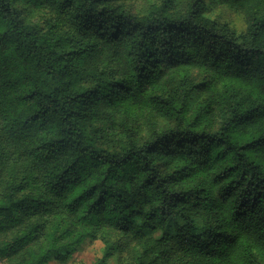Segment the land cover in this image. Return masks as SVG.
<instances>
[{"label":"trees","instance_id":"16d2710c","mask_svg":"<svg viewBox=\"0 0 264 264\" xmlns=\"http://www.w3.org/2000/svg\"><path fill=\"white\" fill-rule=\"evenodd\" d=\"M115 2L0 0V264L64 261L87 240L102 242V264L116 237L119 264H264V0H161L144 16L125 9L141 17L145 52L155 37L203 26L232 45V57L220 71L179 63L173 86L160 90L166 98L109 112L85 102L76 77L95 47L91 30L118 12L101 5ZM217 6L240 15L244 31L212 19ZM158 20L168 33L140 39ZM157 109H174L176 122L157 121ZM217 200L242 212L248 230L228 233L223 252L181 247L185 215Z\"/></svg>","mask_w":264,"mask_h":264},{"label":"clouds","instance_id":"9594fccd","mask_svg":"<svg viewBox=\"0 0 264 264\" xmlns=\"http://www.w3.org/2000/svg\"><path fill=\"white\" fill-rule=\"evenodd\" d=\"M129 0H116L112 4H102L104 8L118 9L124 17L117 13H106L100 17L99 27L91 31L94 36L92 43L94 48L89 49V62L80 65L86 69L76 77L78 87L87 91L84 100L92 106H103L109 112L126 110L129 106H146L154 104L152 97L162 95L161 89L167 92L168 87L173 86V78L169 75L170 68L179 63H199L207 65L210 69L220 71L225 60L232 57V45L222 46L224 42L218 37H211L204 27L194 28L192 34L171 35L170 38L158 36L153 39V47L147 52V43L141 44L137 29L141 17L128 14L125 9ZM159 7V5H157ZM199 8L200 5H197ZM146 15L142 13L141 16ZM195 13L193 19H195ZM160 28H149L145 31L143 39L149 34L157 32L168 33V22L157 21ZM251 23V22H249ZM191 28L192 23H187ZM232 38V34L228 33ZM247 34L237 35L236 41L243 46ZM177 55L182 59L177 60ZM231 72V68L227 69ZM213 73L207 72L205 76L212 78ZM81 77L83 82L80 83ZM191 85V81H187ZM91 89V91H88ZM167 119L176 122L174 109L156 110V120ZM155 130V129H154ZM163 141H161V144ZM206 206L198 213H187L183 227L178 228V234L174 238L181 247L197 248L208 251L215 248L223 252L229 242L228 233L236 230L247 231L248 218L242 213L232 214V209L221 204L218 200ZM102 205H96L99 213ZM193 225L196 234H192ZM121 237L108 241L107 258L102 264H114L119 256L123 260V252L119 248Z\"/></svg>","mask_w":264,"mask_h":264},{"label":"rangeland","instance_id":"374dc122","mask_svg":"<svg viewBox=\"0 0 264 264\" xmlns=\"http://www.w3.org/2000/svg\"><path fill=\"white\" fill-rule=\"evenodd\" d=\"M185 0H181L179 6L184 4ZM161 0H129L128 7L126 8L129 12L137 15L146 13L148 9L160 5ZM210 17L219 23H227L232 29L237 33H242L245 29V24L240 15L233 12L226 6H217L211 13ZM148 120L143 119L139 127V133L145 134L148 131ZM159 122V125H162ZM108 133L116 136L117 138H122V134L117 131H112L107 129ZM103 252V244L101 241H86L81 246L77 247L74 252H72L68 259L64 261L52 260L48 264H95L98 259L101 258ZM114 264H119L118 258Z\"/></svg>","mask_w":264,"mask_h":264}]
</instances>
